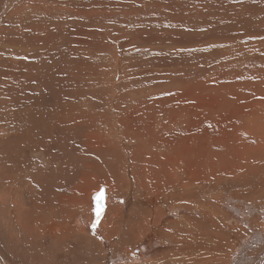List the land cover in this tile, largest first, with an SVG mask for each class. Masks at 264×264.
Wrapping results in <instances>:
<instances>
[{
  "label": "bare ground",
  "instance_id": "1",
  "mask_svg": "<svg viewBox=\"0 0 264 264\" xmlns=\"http://www.w3.org/2000/svg\"><path fill=\"white\" fill-rule=\"evenodd\" d=\"M254 1L242 3L239 0H218L217 5L209 9L211 15L208 16L214 18V12L228 7L229 12L238 9L251 23L261 18L258 10L264 7V3L258 5ZM44 2L48 13L61 12L67 6L66 2L61 1L58 3L64 5L56 4L54 7L53 4L51 10V4ZM37 7L39 10L42 6ZM139 9L144 10L143 7ZM218 23L225 24L226 21L221 17ZM209 26L212 27V24ZM230 28L225 29V32L230 31ZM206 30L209 31L208 26ZM225 32H220L218 40L213 42L221 44L218 50L207 49L204 59L206 69L201 79H193L200 90L193 93L202 99L200 104L210 103L214 97L205 96L206 89L212 87L209 83L215 84L212 91L218 93L229 85L222 83L227 80V74L232 75L230 77L234 82L230 83H233V88L246 86L251 91L260 88L261 94L258 90L245 99L248 109L235 118L240 122L238 127L234 118L220 116L212 130L207 128L208 125H204L206 130L193 126L196 129L192 130L194 138L201 141H183L184 148L179 153L175 149L176 143H168L162 131L158 133L155 122L141 123L143 119H134V113H131L132 116H126L125 113L118 122L123 143L119 136L108 138L101 132L98 134L99 141L95 139L97 143L89 138L93 147L90 143L87 151H80L77 160L76 169L81 176L79 180L67 183L66 176L61 175L67 184L58 186V182L54 183L57 185L48 186L44 190L45 197L43 195L39 200L41 196L31 194L27 188L38 186L41 177H38L37 182L32 178L34 182L26 184L28 177L34 175L31 168L37 163L34 160L26 161L24 155L38 153L45 159L59 155L52 154L49 141L44 142L46 147L40 145L39 134H46L45 131L51 133L54 128L64 126L62 121L65 122V117L81 107L72 108L71 103L61 99L58 107L50 108L44 104L40 112L38 108L35 112L26 100L20 99L25 101L23 108H19L21 113L15 111L16 114L11 116L4 113L5 119L7 116L12 119L13 115L16 126L10 125L11 120L0 122V127H7L3 128L0 136V264H36L40 257L48 258L44 264H264V153L262 156L256 154L258 149L264 150V145L259 148L255 146L256 143L262 144L263 140H260L264 136L260 140L258 137L253 138L257 135L253 126L264 127V116H256L252 109L258 93V102L264 99V57L250 52L251 55H246L248 51L245 46H249L247 40L238 39L237 33L229 36ZM240 39L243 40L242 46H239ZM233 61H241L240 66L246 68L238 70L232 67ZM6 64L10 70L5 68V73L13 80L15 76L12 72L18 75L20 69L13 68L10 62ZM228 69L231 74L226 72ZM57 71L62 72V69L57 66ZM197 92L203 94L197 95ZM5 105L8 107L12 104L6 102ZM46 110L54 111L56 116L50 120L48 116V119H42L40 114ZM81 111L85 112L80 110V115L83 113ZM255 117L258 118L255 120ZM61 118L62 121H59ZM162 118L160 114V124L165 121ZM40 121L45 126L38 129L35 126ZM97 122L95 119L96 125ZM253 122L254 125L248 127V123L250 125ZM245 124L247 127H244ZM74 125L78 124L74 122L71 126ZM218 126L223 129L219 134ZM112 127L115 128V125L111 124ZM9 128L15 129L7 133ZM90 132L84 133L94 136ZM35 137L37 140L30 144L29 139ZM216 141L229 142L227 146L218 145L219 149L225 147L221 154L219 150L214 152ZM46 161L44 163L48 167L61 162L58 157ZM11 163L18 168L11 170L4 166ZM94 192L99 193L94 194L92 200ZM101 192L104 199L99 204L102 212L98 217L96 198Z\"/></svg>",
  "mask_w": 264,
  "mask_h": 264
},
{
  "label": "rangeland",
  "instance_id": "2",
  "mask_svg": "<svg viewBox=\"0 0 264 264\" xmlns=\"http://www.w3.org/2000/svg\"><path fill=\"white\" fill-rule=\"evenodd\" d=\"M31 1L0 0V67L2 66L0 72L3 71V74L0 73V106H2L0 107L2 115V117L0 115V122L11 120L10 125L16 126L13 115L12 119H8V116L16 114V112L21 113L19 108H23L25 104V101H21L22 99L26 100L27 104L35 109V112H40L44 104L50 108L58 107L61 99L71 103L72 108L81 107L79 110L71 112L69 117L66 116L65 122L62 121V118L59 120L64 123V126L60 125L54 128L51 133L45 131L46 134L42 133L41 136L39 134L40 145L43 144L46 147L44 142L49 141L52 154L59 153V155H48L49 157L46 159L38 153L24 155L26 161L33 162L34 160L37 163L35 167L31 168L34 175L28 177L29 180L26 181V184L34 182L33 179L37 182L38 177H41L38 186L27 188L31 194L40 195L39 200L43 198V195L45 197L48 186L57 185L54 183L58 182L60 183L58 186H61L79 180L81 176L76 165L80 151H87L86 148L91 145L90 143L93 147L91 140L93 139L97 143L100 132L108 138L119 136L118 138L123 143L118 122L125 113H127L126 116H132L131 113H134L136 116L134 119H143L141 123L155 122L158 125L156 128L159 130L158 133L161 134L162 131L164 139L169 140L168 143H176L175 149L179 153L184 148L182 147L184 142H191L192 139L196 143L201 141L194 138L192 130L195 127L193 128V126L205 129L204 125H208L207 128L212 130L220 116L226 119L234 118L238 127L240 122L235 118H238L239 113L243 112L244 114L248 109L245 99L256 94L258 90L259 93L261 92L260 88L258 90L251 88L252 91L246 86L233 88V83H230L234 82L231 78L232 75L226 74L227 80L222 83H229V85L217 93L212 91L215 84L209 83L212 87L210 90L206 89L205 96H212L214 99L210 100V103L200 104L203 102L202 99L193 93L199 91L200 88L195 86L193 79H201L206 69L204 59L207 49L218 50L221 44L213 42L218 40L219 34L229 30L230 27L232 29L230 28V31L225 33L229 36L237 33L238 39L247 40L248 43H245L249 46H245L248 51L245 53L246 55L257 54L264 57V20L262 19L264 7L258 10L260 16L262 15L261 18L251 24L248 22V17L245 15L243 17L238 9L236 12H229L228 7H222L223 10L214 12L216 14L214 18L209 17V9L216 6L218 0ZM44 1L51 4V10H53V4L54 7L56 4L64 5V3H58L61 1L66 2L67 6L62 9V13L59 11L48 13L43 6ZM200 1L201 4H198ZM239 1L242 3L252 2V0ZM254 3L260 5L264 3V0H255ZM38 5L42 6L39 10ZM140 7H143L144 10L139 9ZM221 17L226 21L225 24L218 23ZM212 19L213 22L210 23ZM259 20L263 25L259 23ZM228 23L229 25H226ZM210 24L212 27L209 26ZM243 25L247 28H244ZM207 26L209 31L206 30ZM240 28L243 29L242 32H239ZM256 33L258 34L256 35ZM213 38L214 40H212ZM241 39L239 46H242L243 43ZM257 41H260L259 44ZM212 47L214 48L212 49ZM255 47L257 48L255 49ZM6 62H10L13 68L20 69L18 75L12 72L15 76L13 80L7 72L5 73V68L10 70ZM231 64L238 70L246 68V66H240L241 61H233ZM57 66L62 69V72L57 71ZM226 72L228 73L229 69ZM205 83L207 85V82ZM259 93L258 98L261 94ZM202 94V92H197V95ZM258 98L256 97L253 104L257 103L252 104V109L256 116L263 117L264 104L262 101L264 99L258 102ZM6 102L13 106H4ZM14 106H17L19 110ZM28 107L26 109H29ZM1 109H3V113H1ZM80 110H85V112L81 111L83 113L80 115ZM5 112L8 113L7 119L4 118ZM120 112L122 113L120 114ZM160 114L163 116L162 120L165 119L162 124L158 122ZM22 115L25 120L24 114ZM40 115H42V119L48 116L49 119L46 118L48 120L56 116L54 111L49 110ZM256 118L258 117H255V120ZM95 119L96 122L98 121L97 125L94 123ZM89 121L90 123H88ZM107 121H109V125ZM70 122L71 125L74 122L78 125L71 126ZM110 123L115 125L116 129L114 127L112 129ZM42 125L45 126L40 121L35 127L39 129L43 127ZM251 125H254V122L250 125L248 123V127ZM4 127L6 126L0 127V136ZM13 129L9 128L6 132L10 133ZM253 129L258 135L254 134L253 138L258 137L257 139L260 140L264 136V127L253 126ZM222 130L218 126L217 134ZM85 131H91L90 133H93L96 138L86 135ZM146 132L148 133L147 128ZM47 135H51V137ZM36 138L29 139V143H33L34 140H37ZM202 139L205 141V138ZM262 140V144L256 143L257 148L264 145V139L260 141ZM223 144L227 146L229 142L216 141L214 152L219 150V154L223 153L222 149L225 147L217 148L218 145ZM263 153L264 150L261 148L256 152L258 156H262ZM55 157H58L61 162H56L53 167L45 166L44 161H51ZM128 163L130 164V162ZM4 166L11 170L18 168L14 163ZM38 170L39 172H37ZM61 175H65L68 182ZM2 184L4 185V183ZM104 191L106 193V189ZM94 194L95 192L91 195L92 200ZM14 206L15 204L12 207L14 208ZM47 259V257H40L36 264H44Z\"/></svg>",
  "mask_w": 264,
  "mask_h": 264
},
{
  "label": "snow or ice",
  "instance_id": "3",
  "mask_svg": "<svg viewBox=\"0 0 264 264\" xmlns=\"http://www.w3.org/2000/svg\"><path fill=\"white\" fill-rule=\"evenodd\" d=\"M97 204H98V207L96 209V215L99 217L101 212H102V208L99 206L100 202L104 199V195H103V192H101L98 196H97Z\"/></svg>",
  "mask_w": 264,
  "mask_h": 264
}]
</instances>
